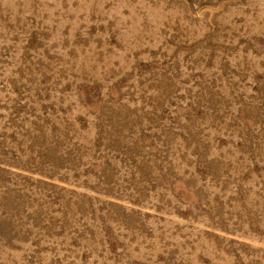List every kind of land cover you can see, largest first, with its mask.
Returning <instances> with one entry per match:
<instances>
[{
    "label": "rangeland",
    "instance_id": "obj_1",
    "mask_svg": "<svg viewBox=\"0 0 264 264\" xmlns=\"http://www.w3.org/2000/svg\"><path fill=\"white\" fill-rule=\"evenodd\" d=\"M0 264H264V0H0Z\"/></svg>",
    "mask_w": 264,
    "mask_h": 264
}]
</instances>
